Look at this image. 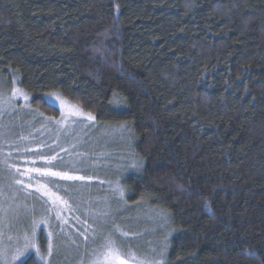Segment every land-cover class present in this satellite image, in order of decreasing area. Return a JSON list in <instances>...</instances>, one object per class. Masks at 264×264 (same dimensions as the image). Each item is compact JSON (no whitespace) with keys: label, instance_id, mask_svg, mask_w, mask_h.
<instances>
[{"label":"trees","instance_id":"trees-1","mask_svg":"<svg viewBox=\"0 0 264 264\" xmlns=\"http://www.w3.org/2000/svg\"><path fill=\"white\" fill-rule=\"evenodd\" d=\"M0 86L124 131L94 163L121 174L133 253L162 250L121 223L141 206L171 227L163 264H264V0H0Z\"/></svg>","mask_w":264,"mask_h":264},{"label":"rangeland","instance_id":"rangeland-1","mask_svg":"<svg viewBox=\"0 0 264 264\" xmlns=\"http://www.w3.org/2000/svg\"><path fill=\"white\" fill-rule=\"evenodd\" d=\"M45 98L58 117H48L35 108L21 89L0 86V264H23L30 257L40 264H118L105 259L109 249L128 264H163L168 237L173 235L164 216L157 218L137 206L125 209L133 217L125 215L121 222L125 227L144 228L139 247L159 242L160 255L140 256L126 247V240L120 244L117 238L127 234L115 225L124 211L117 201L124 200L125 191L120 180L111 181L121 174L94 163L100 151L125 150L124 131H102L93 115L60 94ZM35 123L40 125L27 136L28 146L15 143L30 127L38 126ZM4 146L20 156L7 159ZM35 169L84 179L64 180ZM147 229L151 230L147 233Z\"/></svg>","mask_w":264,"mask_h":264},{"label":"snow or ice","instance_id":"snow-or-ice-1","mask_svg":"<svg viewBox=\"0 0 264 264\" xmlns=\"http://www.w3.org/2000/svg\"><path fill=\"white\" fill-rule=\"evenodd\" d=\"M25 99H27V97H25ZM89 119H94V118L89 116ZM35 171L42 174V175L59 176L61 179H64V180H82V179H84V177H81V176L68 175L66 172H53L50 170H44L43 172H41L40 169H35ZM16 183H22V182L17 180ZM37 190L39 191V189H37ZM121 195H122V192H121ZM26 246H28V245H26ZM109 258L116 260L118 262V264H128V261L121 258L119 253L115 252L112 249H109V251L107 253H105V259L107 260ZM93 264H97V261H94Z\"/></svg>","mask_w":264,"mask_h":264}]
</instances>
